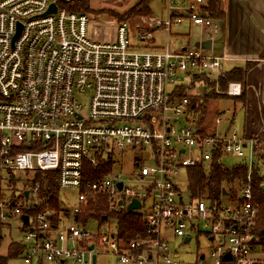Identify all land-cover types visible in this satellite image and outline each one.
Returning a JSON list of instances; mask_svg holds the SVG:
<instances>
[{
  "label": "built area",
  "instance_id": "2783aa9c",
  "mask_svg": "<svg viewBox=\"0 0 264 264\" xmlns=\"http://www.w3.org/2000/svg\"><path fill=\"white\" fill-rule=\"evenodd\" d=\"M61 2L67 0H0V183L11 192L0 195V221L20 218L23 262L96 264L99 248L123 264H180L169 238L190 241L192 235H203L210 243L211 264H255L251 250L257 244L252 231L257 208L251 174L257 168L254 159L264 156L252 138L240 134L234 109L219 111L212 128L204 131L193 114L195 104L188 96L173 95L182 84L168 87L181 73L193 80L199 70L216 80L225 57L168 45L141 49L131 44L126 22L116 23L111 39H96L88 16L63 8ZM165 2L166 19L149 17L146 27H136L138 42L150 45L152 29L169 31L184 21L217 32L218 24L204 14V0ZM51 4L56 11L43 15ZM215 92L237 97L242 85L230 81ZM227 120L229 127L221 131ZM129 150L137 169L133 177L110 169L95 180H83L85 165L98 167L110 160L112 168L115 155ZM228 157L242 162L227 166ZM145 160L152 164H141ZM213 161L225 168L246 167L238 198L226 194L235 204L225 208L220 199L192 197L179 184L181 170L206 169ZM36 171H56L59 190L77 191L74 223L63 222V215L47 206L39 208L40 186L30 181ZM12 181L20 185L10 186ZM261 190L264 197V186ZM96 197L104 198L105 212L98 220L83 222L81 210ZM133 199L140 203L134 211L144 210V234L125 243L109 220L115 219L113 210L126 209ZM91 220L99 228L108 226L93 232ZM225 253L229 260L222 259ZM205 259L199 252L196 264Z\"/></svg>",
  "mask_w": 264,
  "mask_h": 264
},
{
  "label": "rangeland",
  "instance_id": "374dc122",
  "mask_svg": "<svg viewBox=\"0 0 264 264\" xmlns=\"http://www.w3.org/2000/svg\"><path fill=\"white\" fill-rule=\"evenodd\" d=\"M83 7L81 9L75 8L74 10L84 12L89 20L90 26L89 30L91 35L96 39H111L113 37L114 26L116 23L126 22L128 28L129 38L131 44L140 47L141 49L146 48V50H160L165 48L167 44L171 48H181L182 46H187V48H197L196 42L201 39L212 37L214 38V45L212 48V53L222 54L221 46L223 41L222 30L217 33H213L209 28L204 27L203 29L198 25L189 24L187 21L171 25L170 31L161 28L152 29L151 33L153 34V44L147 45L145 43L138 42L137 34L135 28L138 26L146 27L149 17L153 16L160 20L166 19L167 13L165 10L166 2L165 0H82ZM241 1V0H239ZM244 1V0H243ZM249 3H253L254 0H247ZM259 1V0H258ZM263 1L264 0H260ZM148 5L149 13L146 14L142 10L144 5ZM70 3V2H68ZM73 3V2H72ZM67 4V3H66ZM220 25V24H219ZM133 34V36H131ZM136 34V35H135ZM204 54L209 55V52L204 50ZM221 69L228 70L232 62L222 61ZM204 71H198V74H203ZM212 77L216 76V72L211 73ZM177 83L169 84L168 87L171 89L174 85L184 84L189 86L191 84V77L186 76L184 73L179 75ZM239 82V81H238ZM200 82L195 81V86L192 88L193 93H197L196 86ZM198 87H201L199 85ZM242 95V94H241ZM240 95V96H241ZM226 96V95H225ZM237 96V97H240ZM217 96L214 95L212 98H207L205 102L204 117L203 123L200 124L204 131H209L213 126L214 117L218 113V109L223 110L225 108L234 109L231 106V101L228 99H220L217 101ZM228 96H226L227 98ZM87 105L86 101L83 102ZM239 105L236 102V106L239 108ZM220 110V111H221ZM236 111V110H235ZM86 110L83 111L85 113ZM241 110H237V116L235 124L239 132L241 131ZM181 122H185L184 116H180ZM229 120L223 122V125L220 126L221 131L226 130L229 127ZM246 158L249 154V148L243 149ZM133 156L134 151L129 150L125 155L116 154L113 167L111 168L112 172L121 173L123 178L133 177L134 172L137 170L133 165ZM117 159V160H116ZM114 161V162H115ZM242 162L241 158L228 157L224 159V163L229 166L234 163ZM254 163L257 164V168L261 174L264 175V160L254 159ZM141 164L151 165V160L142 161ZM14 175H19L18 172H14ZM31 181V180H30ZM179 184L184 188L188 189V175L185 170H181L179 173ZM17 186V185H16ZM19 187V186H18ZM11 192L6 188L3 183H0V195H10ZM239 196V193H238ZM237 196V198H238ZM59 201L60 204V214L63 215L64 222L74 223V214L72 208L77 203V191L75 189L64 188L59 190ZM149 204V200H145ZM207 202L206 200L204 201ZM236 200L231 201L230 196L223 195L220 197L219 206L225 208L228 205L235 204ZM145 208V207H144ZM144 210L138 211V213H143ZM65 212H68L66 214ZM220 212V216L222 217ZM109 224H111L112 229L114 225L117 228V220L110 219ZM20 218L18 216L8 217L3 224L1 229L2 239L0 240V254L6 255L7 246L10 241L16 242L22 239L23 231L20 228ZM89 229L93 232L101 233L106 229L108 224L104 223V227L99 228L97 220H91L89 222ZM256 236V235H255ZM257 238V243L259 238ZM169 249L173 254L177 255V260L180 264H196L197 254L199 252H204L206 254V259L202 261V264H211V258L209 257L210 243L203 236H194L192 235L189 242H184L181 237H171L168 240ZM96 252V264H123L119 262L115 255L111 252H105L99 248L95 249ZM251 256L263 259V261L258 260V263L264 262V256L260 252L259 246L254 245L251 250ZM8 264H25L21 257L16 256L9 259Z\"/></svg>",
  "mask_w": 264,
  "mask_h": 264
},
{
  "label": "trees",
  "instance_id": "16d2710c",
  "mask_svg": "<svg viewBox=\"0 0 264 264\" xmlns=\"http://www.w3.org/2000/svg\"><path fill=\"white\" fill-rule=\"evenodd\" d=\"M215 2L216 0H209V5L207 7L208 12L214 10L216 4ZM60 5L69 11L82 12L74 9L78 7L81 9V7H83V1L67 0V4L65 2H61ZM142 10L146 14L149 13L147 2ZM247 70L248 66H245L244 68H233L227 72H220L216 80H210L202 74L196 75L193 80H191V84L189 86L183 84L178 85L173 95L188 96L189 100L195 104L193 114L195 118H197V125H200L203 123L202 121L205 115L204 109L206 99L212 98L214 95L217 96V99H223L225 97L224 94L216 93L215 88L217 87L220 91H222L230 81L237 80L242 82L245 78ZM195 81L200 82L199 85L203 87L202 93L197 86V93H193L192 88L195 86ZM238 98L242 99L243 93ZM202 129L204 130V128ZM84 168L83 180H95L109 172L111 169V161L102 162L98 165V167L85 165ZM187 173L188 189L190 190L192 197L204 196L211 200H219L223 191L232 195L236 193L235 187L237 185L240 186L245 180L246 167L242 164H236L231 168H225L222 164L213 161L206 169L203 167L190 168L187 170ZM261 181L262 177L258 176L256 171L253 170L251 176V188L253 203L257 208V215L252 231L253 234L259 238L258 245L262 253H264V197L262 196ZM31 183H38L40 186L38 192V198L40 200L39 208L47 206L49 209H53L56 213H59L61 202L59 201V188L57 186L56 171H36L33 173ZM17 184L18 183L15 181H12L10 186L14 187ZM105 207L104 198L101 199L100 197H96L95 199H91L81 210L80 219H83V222H85V219L89 218L98 220L102 217L103 212H105ZM111 215L117 220L118 237L125 243L134 239L138 235L143 236L144 224L140 213H129L125 208H118L113 210ZM52 221L55 222V218ZM3 224L4 223L0 221V240L2 239L1 229ZM21 251L22 245L19 241H17V243L10 241L7 246L6 255L0 254V264H8L9 259L20 256ZM255 264H264V262Z\"/></svg>",
  "mask_w": 264,
  "mask_h": 264
},
{
  "label": "crops",
  "instance_id": "0c3cea01",
  "mask_svg": "<svg viewBox=\"0 0 264 264\" xmlns=\"http://www.w3.org/2000/svg\"><path fill=\"white\" fill-rule=\"evenodd\" d=\"M204 2L206 4L203 10L204 14L218 24L219 28L217 32L222 30V54L212 53L215 42L212 37L199 40L196 42L199 45L195 47L203 53L205 50L209 52V55L223 56L225 57L224 61L232 62L228 70L221 69L220 72H227L233 68H244L248 66L244 80L242 82L239 81L242 85L243 100L238 97L226 98V96L224 99L231 101L230 107L236 110V116L237 110H241L240 134L246 138H252L258 145V148H260L261 155L264 156V2L260 0H254L253 3H249L247 0H216L215 8L210 12L207 11L209 0H204ZM187 22L191 24L189 21ZM160 28L164 29L162 27ZM167 45L169 46V44ZM185 48L187 46L172 49L184 50ZM198 86L197 88L202 93L203 87ZM236 102L240 104L239 108L236 106ZM220 110L218 109V111ZM254 171H256L258 176L262 177V188L264 186V175L259 172L258 168H255ZM238 189L239 185L235 187L236 193L234 195L228 194L232 197L236 196L237 198ZM184 190L191 195L189 189ZM225 194L227 193L225 192ZM225 194L222 193V196ZM134 210L131 212H138ZM56 221L57 217H55ZM256 245L259 246L258 243ZM260 252L262 253L261 250ZM262 255L264 256V253ZM19 257H21V253ZM253 258L263 261V259Z\"/></svg>",
  "mask_w": 264,
  "mask_h": 264
},
{
  "label": "water",
  "instance_id": "95a60500",
  "mask_svg": "<svg viewBox=\"0 0 264 264\" xmlns=\"http://www.w3.org/2000/svg\"><path fill=\"white\" fill-rule=\"evenodd\" d=\"M55 11H56V5H55V4H51V5L49 6V8L46 10V12H45L43 15L51 14V13H54ZM198 45H199V43H196V46H198ZM118 186H119V187L121 186V183H120V182L118 183ZM24 193H25V195H26V194H27V191H25ZM223 194H225V191H223ZM119 203H120V202H119ZM139 206H140L139 201L136 200V199H133V200L129 203V205L127 206V211H128V212H131V211L134 210V209H138ZM22 221H23L25 224H27V222H28V217H27V215H23V216H22ZM183 240H184V242H188V241H189V237H185ZM88 248H89V249H92V245H90ZM202 256H203V255H201V258H202ZM222 259H223V260H229V259H230V255H229V253H225V254L223 255ZM92 261L95 262V255H93V257H92Z\"/></svg>",
  "mask_w": 264,
  "mask_h": 264
}]
</instances>
